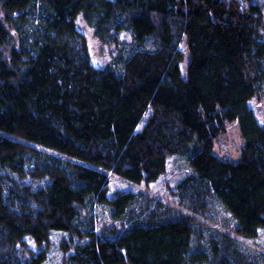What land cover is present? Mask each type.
I'll use <instances>...</instances> for the list:
<instances>
[{
  "label": "trees",
  "instance_id": "1",
  "mask_svg": "<svg viewBox=\"0 0 264 264\" xmlns=\"http://www.w3.org/2000/svg\"><path fill=\"white\" fill-rule=\"evenodd\" d=\"M79 18L115 63L94 65ZM263 86L252 0H0V264H45L56 232L74 250L64 264H260L196 219L218 202L242 237L264 231V123L249 105ZM234 120L239 160L215 150ZM170 156L192 168L176 188L185 212L110 196V172L150 184Z\"/></svg>",
  "mask_w": 264,
  "mask_h": 264
},
{
  "label": "rangeland",
  "instance_id": "2",
  "mask_svg": "<svg viewBox=\"0 0 264 264\" xmlns=\"http://www.w3.org/2000/svg\"><path fill=\"white\" fill-rule=\"evenodd\" d=\"M252 1L259 3L264 11V0ZM79 29L85 33L89 45V52H91V61L95 66L107 67V65L115 63L116 57L119 54L118 48H116L115 45L104 44L101 40H99L94 34V29L85 19L79 18ZM10 33H12L14 38L12 45L7 48V54H9V51L13 45L17 47L19 45V34L16 33V30L12 27H10ZM122 37L129 44L133 43L130 31L124 32ZM181 47L187 50L185 42H183ZM189 61L190 58L187 52L184 61L181 63L183 76L187 74V66ZM262 96V98H252L249 105L255 110L258 120L261 123H264V95ZM243 142L244 139L242 137V132L240 131V122H238V120H234L231 122V124H229L227 132L221 135L216 142L215 150L219 155H222L226 158L239 160L241 156L240 152L244 145ZM190 168L188 167L187 161L184 157L170 156L168 160L167 172L157 178L155 182H151L150 184H136L129 182L112 171L110 172L111 183L109 185V194L111 197H113L120 193H124V191H140L147 194L156 203L162 202L165 206H170L179 212L180 210L185 212L186 209H184L181 206L180 201H178L176 188L178 183L183 180L187 174H189ZM98 216L100 217V227L103 228V225L112 223L107 211H99ZM196 220L198 224L201 225L200 227H205L204 229L207 230L209 235L226 233L234 239H237L239 242H241V247L244 252L257 257V261L260 262V264H264V262L261 260V255L264 253L263 230H261V233L257 238L246 239L242 237L236 232V221L233 220L228 212L223 210L218 202H214L212 207L208 209L207 214L202 215L201 217L198 216ZM66 237L67 234L64 232H56L53 234L51 238L52 241L49 248L47 249L48 253L45 264H64L63 261L66 259V257L72 254L74 251L72 248L67 251L63 247V244L65 243L64 238ZM29 241L35 252H39V250L42 249L40 247L37 248L33 241ZM75 241L78 242L80 240L75 238Z\"/></svg>",
  "mask_w": 264,
  "mask_h": 264
}]
</instances>
